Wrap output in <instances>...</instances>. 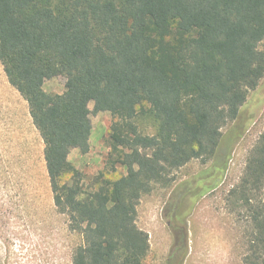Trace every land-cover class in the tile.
I'll list each match as a JSON object with an SVG mask.
<instances>
[{
    "label": "trees",
    "instance_id": "16d2710c",
    "mask_svg": "<svg viewBox=\"0 0 264 264\" xmlns=\"http://www.w3.org/2000/svg\"><path fill=\"white\" fill-rule=\"evenodd\" d=\"M262 43L264 0H0L1 66L43 140L54 207L83 239L72 264H145L141 199L193 161L226 168L223 129L264 79ZM57 77L65 92H46ZM91 101L113 117L110 171L127 175L85 189L70 154L90 150ZM227 202L249 227L243 264H264V133ZM174 245L167 264H182L186 225Z\"/></svg>",
    "mask_w": 264,
    "mask_h": 264
},
{
    "label": "rangeland",
    "instance_id": "374dc122",
    "mask_svg": "<svg viewBox=\"0 0 264 264\" xmlns=\"http://www.w3.org/2000/svg\"><path fill=\"white\" fill-rule=\"evenodd\" d=\"M260 49L264 50V43ZM65 84L64 77L54 78L46 82L45 91L63 94ZM89 111L90 150L83 155L74 149L70 154V161L83 175L85 189L100 174L113 181L127 175L122 166L115 172L109 168L112 115L95 111L93 101ZM140 127L145 134L156 133L148 121ZM262 133L264 79L249 94L237 120L223 129L221 161L227 159V147L233 143L225 169L215 170L214 160L193 161L175 171L169 185L159 184L141 199L137 225L150 241L145 264H167L177 232L185 225L188 249L182 264H243L249 227L227 198L244 176L250 152ZM82 241L81 235L69 230L67 217L54 207L43 140L32 124L27 102L8 83L0 63V264H72L73 251Z\"/></svg>",
    "mask_w": 264,
    "mask_h": 264
}]
</instances>
